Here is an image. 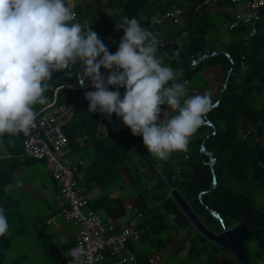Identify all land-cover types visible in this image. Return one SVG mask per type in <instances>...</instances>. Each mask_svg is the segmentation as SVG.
I'll list each match as a JSON object with an SVG mask.
<instances>
[{"label":"trees","instance_id":"trees-1","mask_svg":"<svg viewBox=\"0 0 264 264\" xmlns=\"http://www.w3.org/2000/svg\"><path fill=\"white\" fill-rule=\"evenodd\" d=\"M203 3L204 0H125L118 5L119 15L116 13L109 18L107 24L103 25L105 29L102 32L95 27L92 29L98 33L101 40L106 36L114 39L111 47L106 46H109L111 52L115 53L123 36V29H117L116 23L121 22L123 17H135L142 27L152 31L153 26L161 25L155 23L156 19L162 17L166 10L179 6L186 9L188 23L184 27L176 25L177 29L173 32L184 30L191 32L190 43L187 45L188 52L185 46L177 43L179 57L186 61L191 58L196 59L201 54L206 53L207 49L210 52L218 50L208 42V35L215 24L208 16L207 6H203L202 13L195 11V8ZM213 4L222 9L221 12L226 16L225 19L229 25L233 21V18L227 14L228 7H234L231 0H220ZM261 14L262 20L259 23L258 33L250 41H246L244 37V34L249 30V25H239L234 30H230L238 38L226 44L222 49L226 52L225 54L205 58L195 68L185 72L184 80L176 81L183 82L186 80L189 83L193 78V76L192 78L189 76L193 74L194 70L201 69L204 64L221 63L226 69V75L231 70L224 92L220 98L217 97L213 101V104L218 102L217 106H214L205 117V120L208 119L213 122L214 127L206 124L199 128L203 130V134L193 144V150H188L190 157L186 159L181 176L175 181L170 179V173L173 172V168L169 165L171 161L165 162L166 166L162 167L168 176L167 178L171 181L170 185L180 189L209 228L220 232L224 226L245 224L249 230H253L246 241L249 260L252 263L254 257L264 260V104L260 107L254 105L259 94L264 93V6L261 8ZM154 35L161 40L159 35L156 33ZM157 56L159 59L164 57L166 61L171 62V46H157ZM100 70L103 72L105 69L102 67ZM62 73H53V75L59 76ZM69 77L72 79L70 82H64V79L60 83L53 80L48 81V89L44 95L48 103L56 96L58 102H70L75 108V116L66 127L71 148L78 150L77 138L83 137L86 138L85 142H88L90 149L83 152L84 157L82 156V158L89 159L90 164L87 167H80V185H87L88 187L96 184L104 187L110 186L115 182L113 175L116 164L121 163L122 168L125 169L134 188H136L135 185L141 182V177L138 167L133 162L135 144L132 136L127 132V127L121 125L110 127L108 123H105L103 127H110L111 134L105 135L102 132L98 134L97 130L103 121L100 122L98 111H88L89 104L83 92L68 87L59 88L64 83L77 80L76 75ZM114 88L109 85V90L114 91ZM117 90L122 93L119 89ZM89 91L92 90L89 89ZM41 106L43 105H35L34 110L36 111ZM75 117H77L76 120ZM208 134L210 136L204 144L209 151L214 153L215 162L213 166L210 164L211 156L201 150L203 139ZM24 136L23 133L19 134V137L17 136L18 145L12 149L15 150L17 157L23 155L25 159H33L24 156ZM84 146L85 144L82 148H85ZM40 161L45 162L44 160ZM12 173V169L0 171V208L4 209L5 216L8 204L4 199L7 195ZM149 173H144V175H148L154 180L153 171ZM214 175L216 182L212 179ZM154 181L152 186L143 187L140 191L136 190L135 207L137 211L144 214V219L140 222L139 227L145 229L146 236L151 241L159 238L164 229L170 228L171 217L175 225L181 227L188 225L194 229L169 195L170 185L160 178ZM203 191L205 192L202 193ZM107 201L108 205L106 203L104 209L110 215H117L124 210L122 200L109 198ZM99 207L100 205L97 203L90 206L97 212ZM211 209L221 215L224 225L213 215ZM194 231L196 230L194 229ZM190 233L192 234L193 231ZM195 237L200 238L201 242L206 239L199 233ZM251 242H255L254 248L251 247ZM198 246L194 244L192 250L197 252ZM66 262L67 259H65L64 264Z\"/></svg>","mask_w":264,"mask_h":264},{"label":"clouds","instance_id":"clouds-1","mask_svg":"<svg viewBox=\"0 0 264 264\" xmlns=\"http://www.w3.org/2000/svg\"><path fill=\"white\" fill-rule=\"evenodd\" d=\"M74 18L65 0H0V137L28 136L36 126L34 106L48 103L44 93L53 73H64L77 64L82 71L78 77L75 72L70 76L76 75L74 82L81 87L89 82L94 90L85 93L88 111L115 113L134 136H142L148 153L159 160L187 150L204 122L214 127L205 117L218 102L213 104L208 94L189 95L188 81L176 82V72L157 56L159 39L135 17L125 16L116 23L123 36L115 53H110L92 27L70 23ZM102 67L107 75L100 71ZM109 85L124 88L123 96L109 90ZM134 136L135 149L141 152L136 141L144 147ZM202 148H206L203 143ZM214 162L211 156L210 164ZM212 179L216 182L215 175ZM211 212L224 225L221 215ZM7 230L0 208V236ZM70 254L76 264H86L83 253L73 250Z\"/></svg>","mask_w":264,"mask_h":264},{"label":"crops","instance_id":"crops-1","mask_svg":"<svg viewBox=\"0 0 264 264\" xmlns=\"http://www.w3.org/2000/svg\"><path fill=\"white\" fill-rule=\"evenodd\" d=\"M123 1L125 0H65V3L78 13L77 18L71 23L78 22L86 27H95L102 32L105 29L103 25L107 24V20L117 13L118 5ZM221 10L218 6H214L210 9V13L221 14ZM235 11L236 7H228L227 14L233 18ZM224 17L226 16L224 15ZM179 33L178 31L171 32L167 28L165 38L160 34L159 37L163 41L169 40L171 37L175 39ZM102 41L105 46L109 45L111 47L114 39L106 36ZM176 42L185 46L188 52L187 45L190 40L187 42L176 40ZM109 46L106 47L112 53ZM207 52L210 51L207 49ZM162 59L164 57H161L160 60ZM180 61L185 62L186 60L180 59ZM173 70L177 74V80H184L185 72H179L174 68ZM103 72L107 75L108 70L105 69ZM192 76L194 81L199 79L200 82L192 80L188 83L189 95L208 94L213 102L222 89L226 69L221 63L215 65L204 64L201 69L194 70L189 78H192ZM114 89L117 90L116 88ZM119 90L123 96L124 88H119ZM205 125L204 122L201 127ZM127 132L134 136L128 127ZM17 136L19 137V135L5 134V136L0 137V171L12 169L13 172L7 195L4 199L8 204L6 214L8 230L3 236H0V264H64L65 259H67L66 251L74 245L75 237L83 227V223H76L66 218L63 211L59 209L57 195L60 192V184L46 168L45 162L25 159L23 155L17 157L15 150L12 149V147L18 145ZM134 137L137 140L139 138L142 139V136ZM197 140V135L194 134L190 138L191 142L189 141L187 150L172 153L166 161L151 156L143 144V139L139 141L152 160L159 165L161 164L160 166L162 167L166 166L165 162L171 161L169 165L174 170L175 166L183 168L184 162H186L185 154L189 153L190 146ZM85 141L86 138H77L78 150H71L69 156L72 161L82 160L83 167H87L90 164L89 159L82 158V156L84 157L83 152L90 150L88 142ZM82 142L83 144H81ZM84 144L85 148H82ZM71 155H77V158H71ZM134 155L137 156V161L133 160V162L138 167L140 177L144 173L150 174L151 167L145 156L137 149L133 153V159ZM183 156L185 160L182 159ZM114 171L115 182L110 186L104 187L96 184L88 187L83 185L86 188V199L88 200V204L84 208L89 209L91 204L97 203L100 205V209L96 212L104 219H107L108 216H115L116 225L121 227L136 214L135 198L137 188H134L121 163L116 164ZM40 175H43V178ZM154 179L156 180L157 177L155 176ZM109 198L111 200H122L123 207L128 206L132 210L128 213L120 212L117 215H110L104 209V205L106 203L108 205L107 200ZM134 209L136 211L133 213ZM13 216L14 218H12ZM170 222V228L164 229L159 236L161 241L157 240L159 238L151 241L146 236L145 229L141 227L140 239H130L123 251V254L130 252L135 259L134 261H128L126 264H233V258H237L233 251L222 248V246L220 247L207 239L201 242L200 238L195 237L198 232L195 231L196 235L190 233V226L181 227L175 225L173 220ZM194 244L199 245L197 252L192 250ZM228 251H231L232 254H229ZM114 259L115 257L110 253L106 254L107 262L113 264Z\"/></svg>","mask_w":264,"mask_h":264},{"label":"built area","instance_id":"built-area-1","mask_svg":"<svg viewBox=\"0 0 264 264\" xmlns=\"http://www.w3.org/2000/svg\"><path fill=\"white\" fill-rule=\"evenodd\" d=\"M218 1L220 0H204V3L199 4L195 11L202 13L203 6ZM231 2L236 7V11L233 15V21L229 24V29L234 30L241 24H248L249 30L244 34V37L246 41H250L258 33L264 0H231ZM73 12L75 13V20L78 13L74 9ZM165 21L181 27L186 26L188 23L186 9L177 6L170 8L166 10L162 17L156 19L155 23L162 24ZM63 87L74 90L93 88L87 81L83 87L79 85L78 81L61 85L59 88ZM36 111L38 113L36 126L28 136H24V156L45 161L46 168L60 184V192L57 195L59 209L63 211L66 218L76 223H83V227L75 237L74 245L66 251V264H76L70 254L73 250L83 253L82 259L85 260L86 264H112L106 261L107 253L115 257L113 264H126L130 260L134 261L135 259L130 252L123 254V251L130 239H140L139 226L144 216L143 212H136L135 216L131 217L125 225L119 227L116 225L115 216H108L107 219H104L93 209H89L87 212L83 211V208L88 204V200L86 199V188L79 183L82 161L69 159L71 146L70 139L66 134V127L75 116L74 106L67 101L58 102L55 96L51 102ZM99 114L100 122L103 121V124L100 123L98 132L108 135L111 133L110 127L115 125L125 127L121 118L117 117L115 113L111 116L100 112ZM105 123H108L110 127H103ZM136 145L143 152L142 154L157 178L170 185V179L175 181L179 177L177 175L179 166H175V170L171 173L169 179L164 170L144 151L140 143L136 141ZM189 157L190 155L186 154V158ZM172 188L174 187L170 185V189ZM131 210L132 208L126 206L121 213H128Z\"/></svg>","mask_w":264,"mask_h":264},{"label":"water","instance_id":"water-1","mask_svg":"<svg viewBox=\"0 0 264 264\" xmlns=\"http://www.w3.org/2000/svg\"><path fill=\"white\" fill-rule=\"evenodd\" d=\"M167 45L171 46V56H170L171 64L173 68L179 72H187V71L192 70L196 65L202 62L205 58H208L210 56L217 55V54L226 53L224 50L206 52L204 54H201L196 59L191 58L184 62V61H180L179 59L178 44L173 39V37L165 41L158 40L157 46H167ZM81 71H82V66L77 64V65H74L71 69L65 70L64 73H62L59 76L52 75V80L57 83H60L63 79H65L66 77H69L72 72H75L78 77ZM230 73H231V70L227 73L225 77L224 84H223L224 86L220 90V94L218 96L219 98L224 92V87L226 86V83L229 80ZM113 90L115 91V89ZM87 91H88L87 88L82 89L84 97ZM86 101L88 102V104L90 103L87 99ZM215 105H217V103ZM209 136H210L209 134L205 136L202 142L203 144L207 141ZM202 150L208 155L214 157L213 152L207 150L206 148H202ZM169 195L173 198V200L176 202V204L179 206L181 211L184 213V215L187 217L189 222L192 224L194 229L199 234H201L207 240L233 251L235 255L237 256L240 264H253L249 260V251H248V248L246 247V241L249 235L253 233V230H249V228L245 224H238L234 227H227V228L224 227L220 232H216L213 229L209 228L204 223V221L200 218L196 210L193 208L190 202L186 199V197L183 195V193L180 191L179 188L177 187L172 188L169 192Z\"/></svg>","mask_w":264,"mask_h":264},{"label":"rangeland","instance_id":"rangeland-1","mask_svg":"<svg viewBox=\"0 0 264 264\" xmlns=\"http://www.w3.org/2000/svg\"><path fill=\"white\" fill-rule=\"evenodd\" d=\"M217 5L216 4H211L210 6H207L206 7V10L208 12V16L209 18L211 19V21L215 24L213 26V28H211L210 30V33L208 35V42L210 45H212L213 47L215 48H218V50H222L227 43L231 42L233 39H237L238 36L235 35V33H232L229 28H228V21L225 19L224 15L221 13H216V14H211L210 13V9L212 7H214ZM166 22V21H165ZM167 28H169L172 31H175L177 29L176 25H173V24H168L167 23H164V24H161V25H156V26H153V32L156 33L157 35H162L163 38H165V33H166V30ZM172 35V34H171ZM178 36L175 38L176 40H179V41H189L190 38H191V32L189 30H184L182 32H180L179 34H177ZM108 38V37H107ZM174 39V40H175ZM175 40V41H176ZM162 64L164 65H167V66H170L172 68V64L171 62L169 61H166L165 59H162L161 60ZM108 74V73H107ZM192 80L194 81V79L192 78ZM191 80V81H192ZM64 82H70L72 81V79L70 77H67L63 80ZM194 82H200L199 79H195ZM224 84V83H223ZM94 91V90H92ZM264 104V93H260L259 96L257 97V99L254 101V105H256L257 107H260L261 105ZM77 117H75V120H76ZM198 132V130H197ZM195 133L197 135V138H199L202 134H203V130H199L198 133ZM205 132H206V129H205ZM204 132V133H205ZM194 136V135H193ZM140 137V136H138ZM140 141H142L141 138H139ZM193 140V138H192ZM191 142V141H190ZM192 146V145H191ZM190 146V147H191ZM189 147V148H190ZM194 148V145L193 147H191L189 149V151H192ZM77 158V155H71V158ZM185 157L183 156L182 159H184ZM137 161V156L134 155V161ZM185 160V159H184ZM185 164V162H184ZM159 165V164H158ZM161 165V164H160ZM159 165V166H160ZM162 167V166H161ZM182 167L179 168V171H177V175L180 177L181 176V173H182ZM42 178H43V175H40ZM170 176H171V173H170ZM155 180V179H154ZM151 177L149 178L148 175L144 176V175H141V182H138L135 187L140 191L143 187L146 188V187H149V186H152V184L155 183ZM90 209V208H89ZM89 209L87 208H84L83 211L84 212H87ZM136 211V209H134L133 213ZM137 212V211H136ZM135 212V213H136ZM14 218V216L12 217ZM172 220V217L170 218ZM232 227V226H230ZM191 231H193L194 235H196V232L194 231V229H191ZM251 247H255V242H251L250 243ZM229 254H232L231 251H228ZM232 263L233 264H240L238 259L236 257L233 258L232 260ZM253 264H264V260L263 258H255L253 259Z\"/></svg>","mask_w":264,"mask_h":264}]
</instances>
